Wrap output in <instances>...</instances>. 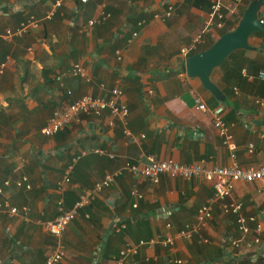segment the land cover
I'll use <instances>...</instances> for the list:
<instances>
[{
  "label": "crops",
  "instance_id": "0c3cea01",
  "mask_svg": "<svg viewBox=\"0 0 264 264\" xmlns=\"http://www.w3.org/2000/svg\"><path fill=\"white\" fill-rule=\"evenodd\" d=\"M212 1L0 0V32L37 22L0 38V200L21 210L0 211V264H42L58 242L65 251L59 264H115L126 242L173 236L196 223L204 204L211 216L196 234L172 246L142 245L127 264H264V179L237 181L229 198L242 202L246 232L237 214L212 199L204 178L162 174L152 183L127 170L95 191L59 238L43 225L58 214L59 200L71 208L83 191L146 155L206 167L264 164V38L252 32L251 48L234 51L212 71L223 101L186 74L194 50L186 56L180 49L200 33ZM220 1L222 25L205 32L195 50L234 29L251 0ZM75 63L85 76L69 73ZM113 88L128 108L124 119L109 110L83 113L52 136L42 133L54 110ZM196 98L223 108L234 158ZM23 176L29 187L17 184Z\"/></svg>",
  "mask_w": 264,
  "mask_h": 264
},
{
  "label": "built area",
  "instance_id": "2783aa9c",
  "mask_svg": "<svg viewBox=\"0 0 264 264\" xmlns=\"http://www.w3.org/2000/svg\"><path fill=\"white\" fill-rule=\"evenodd\" d=\"M86 1V0H81ZM169 5V9H171ZM223 5L220 0H213L211 4V10L208 14L206 21L204 22L203 28L200 33L194 38V40L180 49V52L184 55L190 54L196 48L202 40V35L209 31L211 27L221 26L224 18ZM168 14V12H167ZM52 12L50 11L46 17H51ZM107 16V15H103ZM262 23H264V18H260ZM96 20H89V25H92ZM37 24L36 20H28L27 22L21 23V25L15 30L7 29L5 32H0V38H8L13 34H23L28 27L35 26ZM70 74L85 76V69L79 64H74V66L69 71ZM260 76L264 77V73L260 72ZM57 80H61V76H57ZM111 94L107 96L102 95H90L85 94L80 97L69 101L66 106L53 111L50 116L48 123L42 128V133L46 136H52L58 131L63 129L72 120H77L83 113H91L94 115H100L103 111L109 110L113 116H119L124 119L128 113V108L124 102L118 99L121 91L118 88H113L110 90ZM70 94V91H68ZM197 107L203 111H209L212 115L213 124L216 127L222 143L230 151L232 157L234 158L235 145L232 141V135L229 132L228 126L223 119L221 106H217L214 109H210L204 102L199 98L195 99ZM252 149V145H249ZM95 152L105 153L104 150L95 149ZM113 157V154H110ZM127 170L133 175L138 177H143L148 179L152 183L159 182L160 176L162 174H169L171 176H178L181 178L190 179L193 177L200 176L205 180L211 182L213 187V197L214 200H220L222 202V208L226 211H230L237 214V222L241 232L248 231L245 225L246 218L241 215L242 202L238 200H229L231 197L234 184L237 181L254 182L257 180L264 179V164L259 167H241L235 160L224 166H213L206 167L204 164L199 162H193L190 164L177 162L173 159H159L153 155H146L145 160H138L136 162L126 161L124 165L113 173H110L104 177L101 181L95 184V188L88 191H83L78 200L74 203L71 208H64L61 200L58 201V214L52 219L44 222V228L50 234L60 237L65 231L67 225L77 216L80 208L88 204L94 196V192L102 188L109 186L114 178L122 171ZM68 176L65 177V181H68ZM29 187L27 178L23 176L17 181L18 185L23 184ZM1 192V189H0ZM134 194H136L134 192ZM138 198L140 195H137ZM136 206V204H134ZM6 210L9 214H19L21 210L17 207L9 206L6 201L0 200V211ZM24 212L26 209L23 210ZM23 212V213H24ZM211 216V207L209 204L202 205L196 213V223L191 225H186L184 228L176 232L175 235L162 236L159 235L155 239H150L148 241L139 240L137 243H127L119 251V255L115 260V264H127L126 258L129 255L136 254L138 248L145 244L151 243H161L165 246H172L176 238H190L199 231V224L203 220H207ZM170 226V224H167ZM260 229V225L257 226ZM120 230V227H117ZM259 241L258 237H254L253 242L257 243ZM237 244L236 241L232 242ZM65 251L61 243H57L54 249L46 256L42 264H59L64 258ZM180 261V260H178ZM177 261V262H178Z\"/></svg>",
  "mask_w": 264,
  "mask_h": 264
},
{
  "label": "water",
  "instance_id": "95a60500",
  "mask_svg": "<svg viewBox=\"0 0 264 264\" xmlns=\"http://www.w3.org/2000/svg\"><path fill=\"white\" fill-rule=\"evenodd\" d=\"M263 4L264 0H251L234 29L219 36L206 50L190 54L185 59L187 76L198 77L203 86L220 101L224 100V96L211 80L212 71L232 52L251 48L248 38L252 32L264 33V23L259 16Z\"/></svg>",
  "mask_w": 264,
  "mask_h": 264
},
{
  "label": "trees",
  "instance_id": "16d2710c",
  "mask_svg": "<svg viewBox=\"0 0 264 264\" xmlns=\"http://www.w3.org/2000/svg\"><path fill=\"white\" fill-rule=\"evenodd\" d=\"M231 28H232V26H231ZM231 28H227V29L222 30L221 33H220V35L224 34V33L227 32V31H230ZM253 33H257V34L261 35L262 38H264V33L262 34V32L255 31V32H253ZM212 44H213V42L210 41L209 43H207V44L204 45V46H201V47L199 46V47H197V49L194 50L191 54L196 53V52H200V51H203V50H206V49L209 48ZM237 52H238V51H237ZM235 53H236V52L231 53L227 58L232 57ZM227 58H226V59H227ZM226 59L223 61V64H222V65H224V63L226 62ZM240 68H241V66H240Z\"/></svg>",
  "mask_w": 264,
  "mask_h": 264
}]
</instances>
